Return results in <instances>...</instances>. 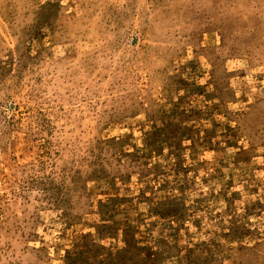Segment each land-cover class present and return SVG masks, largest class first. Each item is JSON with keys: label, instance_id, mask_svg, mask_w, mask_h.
<instances>
[{"label": "rangeland", "instance_id": "374dc122", "mask_svg": "<svg viewBox=\"0 0 264 264\" xmlns=\"http://www.w3.org/2000/svg\"><path fill=\"white\" fill-rule=\"evenodd\" d=\"M0 264H264V0H0Z\"/></svg>", "mask_w": 264, "mask_h": 264}]
</instances>
